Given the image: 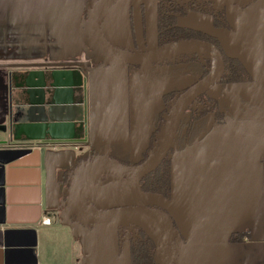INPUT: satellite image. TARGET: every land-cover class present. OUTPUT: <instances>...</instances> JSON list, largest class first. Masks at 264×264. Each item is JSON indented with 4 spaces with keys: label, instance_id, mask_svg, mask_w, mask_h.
<instances>
[{
    "label": "crops",
    "instance_id": "0c3cea01",
    "mask_svg": "<svg viewBox=\"0 0 264 264\" xmlns=\"http://www.w3.org/2000/svg\"><path fill=\"white\" fill-rule=\"evenodd\" d=\"M156 1L110 2L100 18V32L107 43L135 53H139L140 45L150 48L147 51L156 48ZM97 2L0 0V141L6 142L0 149L38 148L41 152L22 158L26 166L39 163L38 169L19 168L7 174L14 186L7 192V210L2 212L0 208V222L8 223L0 224V245L4 240L9 243L8 264H81L85 256V227L68 214L66 207L57 205L61 201L58 173L75 162L78 149L65 142H53L54 146L24 138L8 142L11 119L20 122L18 116L27 108L22 92L25 81H34L31 72L42 70L51 81L54 71H72L76 133L81 132L77 141L68 143H90L92 150L128 148L129 160L136 162L149 142L153 116L161 105L148 124L147 143L134 160L125 77L136 68L91 67L101 57L89 32ZM211 3L214 7L224 6L230 28L215 29L211 17L203 12L189 13L179 25L216 39L225 55L241 63L248 77L233 85L251 86L250 93L264 100V0H253L249 6L217 0ZM166 63L158 62L150 68L163 71ZM215 89L217 93L212 97L220 93L219 86ZM225 99L230 114L213 125L203 144L197 143V150L194 145L188 147L195 156L186 153L188 148L173 153L170 193L164 208L155 200L158 196L142 191L134 180L95 190L87 199L99 208L158 203L152 207L169 217L174 231L173 264H264V107L244 119H233L230 107L234 93ZM241 101L251 106L250 99L241 97ZM61 148H71L72 154L60 153ZM102 157L112 159L108 154ZM36 180L38 189L31 185ZM37 200L40 213L34 205ZM51 201L57 206L50 215ZM37 212L40 220L28 224ZM43 218H48L50 224L43 225Z\"/></svg>",
    "mask_w": 264,
    "mask_h": 264
},
{
    "label": "water",
    "instance_id": "95a60500",
    "mask_svg": "<svg viewBox=\"0 0 264 264\" xmlns=\"http://www.w3.org/2000/svg\"><path fill=\"white\" fill-rule=\"evenodd\" d=\"M112 1L98 0L91 14L89 24L90 37L98 53L101 55L100 60H104L105 58V60L114 62L113 64L109 63L108 66L157 63L159 60H167L175 54L193 51L206 54L212 61V68L203 79L184 91L177 99L171 108L167 124L159 137L157 147L145 162L134 166H125L109 158L103 160V157L98 155L86 161L79 168L78 173L74 172L73 175L69 176L67 181L68 205L71 213L68 212V214L70 216L71 214L74 215L77 219L74 218L84 227L91 224L113 222L126 218L144 221L147 224V228H143L142 226L138 228L151 234L155 238L158 244V264H173L174 231L169 217L162 210L151 208L158 203L143 205L125 204L106 208L96 206L98 208L96 209L91 207L92 205H96L95 201L88 202L87 199L91 198L93 191L100 190L105 186L133 180L139 184V179L155 170L165 158L169 159L170 162L172 161L173 153L171 148L182 117L194 101L202 93L210 89L220 77L223 64L222 56L212 45L195 41L174 43L139 53L115 48L107 43L100 32L101 15ZM217 1L240 4L249 0ZM29 76L34 78V81H25L23 85L25 90L22 92V95H24V105L27 108L18 116L21 119L20 122H18V118L11 119L8 128V142L11 143L23 138L28 142H38L43 145L53 142L68 143L77 141L75 140L78 139L76 133L77 113L74 103L72 71H54L51 73V81L47 80L42 70L31 72ZM58 77H62L64 79L63 82H59ZM82 119H85L84 115ZM203 142L200 144L202 145ZM5 144V141H0V145ZM197 145V143L194 145L196 146V150L198 149ZM186 151V153L192 154L193 157L195 156L193 150L191 152V148L186 149ZM29 154L33 156H37L38 154L39 156L41 152L38 148L34 150L30 148L0 149V192L3 196L0 199V208L2 212L3 209L4 211L7 210L6 207L9 205L7 203L8 189L14 186L8 182L7 174H9V170L26 167L32 169L39 168V163L37 162L30 166L24 164L25 160H22V158ZM107 181L108 183L103 184ZM31 185L38 189L39 181L36 180ZM154 198H156L155 200L157 202L161 203L158 205L164 208L166 204L165 199L161 197ZM34 205L40 213V201L37 200ZM40 217L41 214L37 212V217L28 224H36L40 220ZM0 224L4 225L8 223L2 220ZM4 235L7 236L8 231H5ZM8 244L4 240L0 245V264H8L7 258L10 253ZM81 264H89V258H86L83 262L81 261Z\"/></svg>",
    "mask_w": 264,
    "mask_h": 264
},
{
    "label": "trees",
    "instance_id": "16d2710c",
    "mask_svg": "<svg viewBox=\"0 0 264 264\" xmlns=\"http://www.w3.org/2000/svg\"><path fill=\"white\" fill-rule=\"evenodd\" d=\"M177 8L178 9L175 10V13H178L177 15L166 14V12H173V8L171 9L170 7V10H164L161 6V2H157V47L191 40L205 42L214 46L216 45V41L212 37L178 27L176 25V19L184 14L183 10L185 9H182V7ZM210 15L216 27L224 24L225 19L222 11L218 14L211 13ZM215 47L218 50L221 49L218 46ZM186 54L188 55L187 60L178 61L177 59L178 62L170 63V67L159 72L160 77L174 78L187 74L197 75L195 82L202 79L211 68L210 58L205 54H200L201 57L199 58L197 56L199 53L196 52H181L171 57L179 58V56ZM222 58V74L215 83L220 88V94L216 97H212L205 91L188 108L185 115L182 117L175 134L171 148L172 152L182 151L196 143L202 142L210 132L212 126L216 123H222L225 116L230 114L228 108L229 101L225 98L232 95L233 90L231 86L243 82L246 75L245 70L238 60L228 57L223 53ZM106 62L101 59L93 62L91 67H103L107 66L109 63H114L110 60H107ZM127 66L136 65L128 64ZM185 90L186 87L180 90H171L163 94L162 105L155 111L153 116L151 124L153 128L149 135V142L142 151L141 158L138 161H130L128 157V148H122L120 146H110L108 149H104L103 147L96 149L94 147L93 154L95 156L108 154L114 161L126 165L134 166L145 162L158 145L159 137L162 134L170 115L169 108L174 106L177 99ZM167 115L168 117H166ZM80 132L81 131H79V133ZM79 133L77 135H80ZM82 160L83 158H76L75 162L62 167L58 173L57 181L59 184L60 195L62 196V200L65 201V203H62V206L67 207L69 213H71V211L68 205V185L65 181L66 178L73 175L74 172H79V168L83 162L81 164L78 162ZM139 187L144 192L152 193L167 200L170 192V160L165 158L155 170L148 175L141 177L139 179ZM71 216L75 217L72 214ZM130 247V264H158V244L151 234L138 228L137 236L132 240Z\"/></svg>",
    "mask_w": 264,
    "mask_h": 264
},
{
    "label": "rangeland",
    "instance_id": "374dc122",
    "mask_svg": "<svg viewBox=\"0 0 264 264\" xmlns=\"http://www.w3.org/2000/svg\"><path fill=\"white\" fill-rule=\"evenodd\" d=\"M139 47L141 48L139 52L150 49L143 48L141 45ZM174 58L170 57L167 60L170 61ZM167 60L160 62L164 64ZM151 65V63L141 64L139 71L137 68L131 69V74L125 77V103H127L128 118L132 122L130 145L133 152L136 153V156L133 157L134 160L139 157V152L147 143L148 137L145 134H147L148 124L151 121L153 112L162 104L163 94L171 90L184 89L193 82L191 76L157 80L155 79L156 75L153 73L154 71L150 68ZM231 88L233 90L232 93L235 95V100L231 103L230 107L233 119H244L252 115L259 108L264 107V100L259 95L250 93L248 90V88H252L251 86L232 85ZM208 93L216 95L217 89L211 87ZM241 96L245 100L249 101L250 99L251 106L246 102H242ZM241 106L244 107V110L240 109ZM170 111L171 107L169 108ZM70 149L61 148L60 151L62 152L60 153L72 154ZM103 160H107V158L103 157ZM106 183L108 181L104 184ZM56 206V203L51 201L49 204L50 215ZM89 206L91 205L89 204ZM91 207L98 209L94 205ZM140 226L147 228L146 222L137 221L132 218L87 225L83 232L85 256L82 262L86 258H89V264H130V241L135 239L138 227Z\"/></svg>",
    "mask_w": 264,
    "mask_h": 264
},
{
    "label": "flooded vegetation",
    "instance_id": "af4514ba",
    "mask_svg": "<svg viewBox=\"0 0 264 264\" xmlns=\"http://www.w3.org/2000/svg\"><path fill=\"white\" fill-rule=\"evenodd\" d=\"M161 2V6H162V8L164 9V10H168L170 7H171V9L173 8V12H166V14H173V15H177L178 13H175V10H177L178 8L177 7H182V9H185V10H183V12H184V14L183 15H181V16H179V17H177V19H176V25L178 26V27H180V28H183V29H189V30H192V31H196V32H199V33H202V34H204V35H207V36H209V37H211L210 35H208V34H206V33H203V32H201V31H198V30H195V29H192V28H187V27H183V26H180L179 25V20L181 19V18H183V17H185V16H187L189 13H191V12H203V13H205V14H207L208 16H210L211 17V13H215V14H218L219 12H223V15H224V19H225V22H224V24H222V25H219L218 27H216L215 25H214V21H213V19H212V17H211V19H212V23H213V26L215 27V29H221V28H230V24H229V21H228V18H227V15H226V11H225V8H224V6H221V7H219V5H217L216 7H214L215 5L214 4H212L211 2L212 1H214V0H208V1H206V0H157L156 1V32H157V2ZM253 0H249V1H247V2H244L245 4H244V6H249V5H251V2H252ZM214 5V6H213ZM170 10V9H169ZM213 38V37H212ZM214 39V38H213ZM216 42H215V46H218L219 48H221L220 47V45L218 44V42H217V40L216 39H214ZM191 41H194V40H191ZM180 42H187V41H180ZM195 42H201V41H195ZM177 43H179V42H177ZM202 43H205V42H202ZM172 44H174V43H172ZM206 44H208V43H206ZM170 45V44H169ZM211 45V44H210ZM165 46H167V45H165ZM213 47H215L214 45H212ZM162 47H164V46H162ZM216 48V47H215ZM217 49V48H216ZM218 50V49H217ZM219 52H220V54H221V56H222V53L224 54V52L222 51V49H220V50H218ZM222 51V52H221ZM187 52V51H186ZM188 52H193V51H188ZM196 53H199V54H203L202 52H196ZM199 54H197V56L200 58L201 57V55H199ZM206 55V54H205ZM227 56V55H226ZM177 59H178V61H185V60H187L188 59V55L186 54V55H182V56H179V58H177V57H175L174 59H172V60H167L165 63H166V68H168V67H170L171 66V64L170 63H174V62H178L177 61ZM211 60V59H210ZM222 61H223V58H222ZM152 63V65L153 66H155L156 65V63H153V62H151ZM92 66V65H91ZM141 65H136V66H133V67H135V68H138V67H140ZM92 68H96V67H92ZM211 68H212V61H211ZM211 68H210V70H211ZM222 69H223V64H222ZM153 70H156V68H153ZM210 70H209V72H210ZM159 72H162V71H158V70H156V72H154L155 73V75L157 76V77H160V75H159ZM208 72V73H209ZM207 73V74H208ZM206 74V75H207ZM221 74H222V71H221ZM205 75V76H206ZM245 75H246V73H245ZM155 76V77H156ZM182 76H191L192 78H193V82H195V79L197 78V75H187V74H184V75H181V76H178V77H174V79H177V78H179V77H182ZM204 76V77H205ZM221 76V75H220ZM203 77V78H204ZM160 78H163V77H160ZM172 78V77H171ZM202 78V79H203ZM248 77H247V75L245 76V79L244 80H246ZM201 80V79H200ZM199 80V81H200ZM191 83V84H189V85H187L186 86V90L188 89V88H190L191 86H193L195 83H197V82H195V83ZM216 86H218L217 84H214L212 87H216ZM185 90V91H186ZM208 91H209V89L208 90H206V93H208ZM220 94V93H219ZM208 95H210V96H212L211 94H209L208 93ZM163 99V98H162ZM163 101V100H162ZM162 105V104H161ZM83 121H85L86 122V118L85 119H83ZM153 128V127H152ZM80 144V146H77V149H78V152H77V154H76V158H83V160L82 161H80V162H78V163H82L81 164V166L86 162V161H88L89 159H91V158H93V157H96L94 154H93V150L92 149H89V147H87V146H82V143H79ZM172 153H174V152H172ZM77 163V164H78ZM76 164V163H75ZM170 164H171V162H170ZM80 166V167H81ZM68 178L69 177H67L66 178V183H68L67 181H68ZM170 193V192H169ZM62 203H65V201L64 200H62V196H61V201L59 202V204H57L58 205V207H63L62 206ZM67 208V207H66ZM155 209V208H154ZM63 211V210H62ZM131 242H132V240L130 241V245H131ZM131 247H129V251L131 250L130 249Z\"/></svg>",
    "mask_w": 264,
    "mask_h": 264
},
{
    "label": "built area",
    "instance_id": "2783aa9c",
    "mask_svg": "<svg viewBox=\"0 0 264 264\" xmlns=\"http://www.w3.org/2000/svg\"><path fill=\"white\" fill-rule=\"evenodd\" d=\"M48 145H53L54 146V144H52V143H48L47 146ZM64 145L70 146L71 148H74V149H76L77 146H78V145L74 146L73 144H70V143H64ZM85 146L90 147L91 145H90V143H87V144H85ZM42 224L43 225H49L50 224V220L48 218H43L42 219Z\"/></svg>",
    "mask_w": 264,
    "mask_h": 264
}]
</instances>
